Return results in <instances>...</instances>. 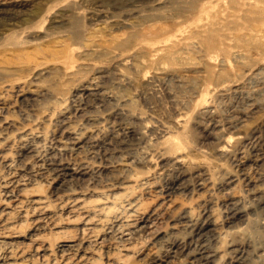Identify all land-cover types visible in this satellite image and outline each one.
I'll use <instances>...</instances> for the list:
<instances>
[{
  "label": "rangeland",
  "instance_id": "1",
  "mask_svg": "<svg viewBox=\"0 0 264 264\" xmlns=\"http://www.w3.org/2000/svg\"><path fill=\"white\" fill-rule=\"evenodd\" d=\"M0 264H264V0H0Z\"/></svg>",
  "mask_w": 264,
  "mask_h": 264
}]
</instances>
